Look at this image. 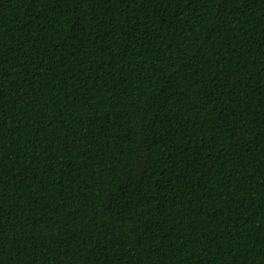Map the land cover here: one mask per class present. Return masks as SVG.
<instances>
[{"label": "trees", "instance_id": "obj_1", "mask_svg": "<svg viewBox=\"0 0 264 264\" xmlns=\"http://www.w3.org/2000/svg\"><path fill=\"white\" fill-rule=\"evenodd\" d=\"M0 264H264V0H0Z\"/></svg>", "mask_w": 264, "mask_h": 264}]
</instances>
